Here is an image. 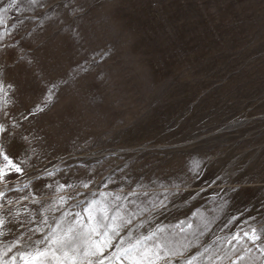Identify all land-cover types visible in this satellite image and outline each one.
I'll list each match as a JSON object with an SVG mask.
<instances>
[{"label":"rangeland","instance_id":"1","mask_svg":"<svg viewBox=\"0 0 264 264\" xmlns=\"http://www.w3.org/2000/svg\"><path fill=\"white\" fill-rule=\"evenodd\" d=\"M0 21L22 169L0 264H264V0H0Z\"/></svg>","mask_w":264,"mask_h":264},{"label":"snow or ice","instance_id":"2","mask_svg":"<svg viewBox=\"0 0 264 264\" xmlns=\"http://www.w3.org/2000/svg\"><path fill=\"white\" fill-rule=\"evenodd\" d=\"M31 3H35L36 0H30ZM13 3H15V0H13ZM0 23H2V21H0ZM3 89L0 88V91H2ZM5 128L2 124H0V132H4ZM0 157L3 158V160L6 162L5 165L3 167H0V179H3V177L7 174L5 172V168H10V169H14L16 172H21L22 169L19 168L15 163H13V161L9 158V156L7 154H5L4 149L2 146H0ZM85 187H87V185H85ZM89 219H92L91 215L89 216ZM0 224H3V221L0 220ZM99 226H92L90 228V233H97V227ZM77 235L79 234H75L73 233L72 229H68L67 233L63 236L60 237L58 239H56L54 241V243L57 245V250L62 251V254L70 261H72L73 256H75L77 254V248L78 245L76 244V240H77ZM253 239H258L259 237L255 236V234H253ZM51 250L50 249H45V250H39L37 249L35 251L34 254H29L30 256H33L36 258V260L38 261V264H48V255L49 252ZM96 254V253H93ZM154 255H158V253H154ZM55 258V257H53ZM26 264H28V262L26 261ZM59 264V262H58ZM72 264H75V261H72Z\"/></svg>","mask_w":264,"mask_h":264}]
</instances>
